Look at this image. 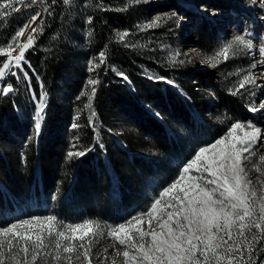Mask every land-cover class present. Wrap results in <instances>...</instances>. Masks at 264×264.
<instances>
[{
  "label": "trees",
  "instance_id": "1",
  "mask_svg": "<svg viewBox=\"0 0 264 264\" xmlns=\"http://www.w3.org/2000/svg\"><path fill=\"white\" fill-rule=\"evenodd\" d=\"M51 1L43 0V33L24 54L29 93L25 98L14 88L13 93L0 95V204H7L4 190L14 197L40 192L54 195L47 208L58 220H104L119 213L138 176L154 170L157 161L146 157L147 147L164 162L183 152L171 122L191 124L192 110L201 114L209 107L194 90L207 83L209 73L198 69L200 61L192 53L188 56L193 67L180 64L169 70L157 51L145 46L148 37L162 33L163 26L141 28L143 10L129 8L124 0H90L88 4L92 18L88 46L99 64L89 72L86 65L77 63L66 39L67 16L74 0L68 5L63 0ZM113 2L124 9L111 8ZM113 21L128 33L123 41L112 30ZM219 27L207 18L194 27L195 38L189 43L202 57L217 52ZM3 59L0 55V63ZM231 61L223 65L229 67ZM89 79L98 83L87 86ZM176 84L181 93L174 89ZM92 87L95 95L86 107ZM225 87L212 86L217 102L211 103L226 119L234 120L246 112V105ZM81 91L88 95L77 99ZM41 94L46 107L37 134L33 117L35 100L39 101ZM120 125L129 131L121 133ZM69 151L85 154L69 158ZM263 244H257L253 253L256 263L263 257ZM92 264L99 263L92 258Z\"/></svg>",
  "mask_w": 264,
  "mask_h": 264
},
{
  "label": "snow or ice",
  "instance_id": "2",
  "mask_svg": "<svg viewBox=\"0 0 264 264\" xmlns=\"http://www.w3.org/2000/svg\"><path fill=\"white\" fill-rule=\"evenodd\" d=\"M36 2L31 0L32 4ZM16 3L28 6L24 0H0V17L8 16L9 9L11 12L20 11ZM63 3L68 5L70 0H63ZM259 7L264 8V0H260ZM40 15L39 12L32 15L29 22L15 32L7 47V62L0 67V79L9 74L12 66L23 70L25 51L35 42L33 34L42 30L39 26H32ZM174 18L175 13L168 17ZM261 19L264 20V16ZM159 20V17H155L147 26L152 27ZM87 22L91 23L92 18L89 17ZM27 29L31 31L27 41L21 44L19 38ZM127 35V32L118 33L121 41ZM13 43L16 44L15 49ZM253 47L251 33L245 31L234 35L208 60L215 61L211 66L216 67L218 57L228 60L230 56L250 52ZM17 49V54L13 55ZM4 51L6 49L0 48V52ZM259 55L261 59L251 68H256L258 64L264 66V46L260 47ZM99 63H104L103 52L99 54ZM88 64L89 72L99 67L93 60ZM11 75L17 73L11 72ZM120 75L123 76V73ZM261 77H264V72H261ZM86 83L87 86H94L98 81L89 79ZM247 85L262 87L248 72L241 77L236 89L230 90L231 94L237 95ZM14 91L11 84L0 87V95L6 96ZM95 91V87L91 88V95L81 91L77 99L88 95L89 105L86 107L90 106ZM250 94L255 95L254 92ZM45 107V96L41 94L34 116L37 134ZM260 107L264 108V101ZM249 111L259 109L251 106ZM73 127L78 125L73 124ZM247 127L251 131L238 137L236 130L241 129L242 124L233 122L225 135L196 150L178 176L159 191L150 207L125 222L108 225L104 229L99 222L91 219L66 223L49 215L18 219L0 227V264H92L93 245L105 232L114 241L109 246L116 257H123V264H256L253 253L256 245L264 240V184L258 194L257 186L253 185L245 171V161L255 155L254 146L261 144L264 147V143H261L264 141V129L251 121ZM84 154L82 151H69L67 155L71 158ZM259 161L264 163V155L259 157ZM253 167L258 172L264 171L258 165L254 164ZM253 229L259 235L249 238L248 234ZM107 252L106 247L104 253ZM100 264H105V260L102 259ZM111 264H117V260L112 258ZM260 264H264V260Z\"/></svg>",
  "mask_w": 264,
  "mask_h": 264
},
{
  "label": "rangeland",
  "instance_id": "3",
  "mask_svg": "<svg viewBox=\"0 0 264 264\" xmlns=\"http://www.w3.org/2000/svg\"><path fill=\"white\" fill-rule=\"evenodd\" d=\"M53 2L52 0L51 3L53 4ZM89 2L90 0L73 1L67 16L68 23L66 30V39L73 48L75 60L79 65H86L87 70L90 60L96 62L95 58L91 56L88 46L90 28L87 21L90 14L87 7ZM124 2L129 8H141V10H143V16L140 21L141 28H152L158 24L163 26L164 30L162 33L156 37H148L145 46L148 45L151 50H156L162 63L166 66L168 65L169 70L177 69L180 64H182V66L184 65V68L191 67V63L188 62L190 59L188 53L194 54L196 59L200 61L198 69L201 71H208L209 76L206 81L207 83L202 84L199 89L194 88V90L196 89L195 91H197L196 96L205 98L209 107L204 109L201 114H197L192 110L193 121L191 124L182 123L181 121L171 122V128L177 133L181 140L180 143L183 147V152L181 154L172 155L164 162L159 158L160 156H158V154L151 151V147H147V150L144 151L146 157L154 158L157 161L154 164V170L149 175L138 176L135 184L129 187L130 189L125 198V204L120 207V211L117 215H107L104 220L91 219L99 222L104 229H106L108 225H116L125 222L132 216L150 207L153 200L158 196L159 191L178 176L180 169L194 156L196 150L209 143H213L216 139L225 135L233 122L239 121L242 124V128L236 130L238 137H242L243 133L246 131H251V129L247 127L249 121L253 122L257 127L264 129V108L260 107L261 102L264 101V77H261V72H264V66L258 64L256 68L250 67L253 63L261 59L259 49L261 46H264V20L261 19V17L264 16L263 8L260 7L258 13H250L249 10L252 7L249 5L248 0H212L211 3H208L209 1L207 0H124ZM24 3L28 6L25 7L16 3V7L19 8L20 11L11 12L9 9L10 14L8 16L0 17V48L6 49V51L0 52V55H4L0 67L3 66L4 62H7V47L15 32L25 23L29 22L30 17L37 12L41 15L32 26H39L42 30L33 35L36 37L38 34L40 36L43 33V28L41 26L43 0H37L35 4H32L31 0H24ZM213 4H215V6ZM111 6L117 11L124 9V6L116 2L111 3L110 7ZM229 8L244 10L242 14L244 16L243 20L241 21V18H238L237 22L234 21V19L227 18V10ZM172 13L176 14V18L168 19ZM155 17L160 18L159 22L152 27H148L147 25ZM206 18L220 26V32L215 40L217 51L227 42L231 41L234 35L244 33L245 31L251 33V39L254 44L253 49L250 52L245 51L235 56H230L228 60L232 61L229 67L223 65L226 61L223 57H218L217 60L219 62L216 64V67H212L211 63L215 61H209L208 57L214 56L216 52L208 57H202L201 52L196 47H193V44L189 43L190 39L195 38L194 27L201 19ZM229 24L232 26H236L237 24V30L230 32L228 28ZM222 25L223 28L221 27ZM110 26L113 31H116L117 36L118 33H124L123 29L119 27L116 22L113 21ZM30 31L31 29L25 31V34L19 38V43L22 44L27 41V35ZM180 31L181 34L179 35ZM12 47H16V44L13 43ZM178 52L180 53L179 56L176 55ZM181 60L185 62L180 63ZM25 62L26 59L24 58L22 62L23 70H19L15 66H12L9 74L3 77V79H0V87L11 84L13 88L19 89L21 93L24 94L23 97L26 98L27 92L29 93V74L23 66ZM11 72H16L17 75H11ZM248 72L253 74L257 83L261 84L262 87L260 89V87L257 88L247 85L245 89H241L237 96L241 97V101L245 102L246 112L234 120L226 119L219 109L211 103L217 102V96L214 94L212 86L217 84L220 87H225L224 85H226L225 89L231 94L230 90H235L241 77L248 74ZM25 73L27 74L26 79ZM191 82L194 81H190V84ZM187 83L186 81L184 84L187 85ZM178 85L179 84L174 85V89L181 93L182 89ZM251 92H254L255 95H251ZM38 102L39 101L35 100L36 109ZM251 106H255L259 111L250 112L249 107ZM208 128L213 130L207 132L209 131L207 130ZM118 130L124 133L128 130V127L120 125ZM261 143H264V141ZM253 151L255 155L251 156L248 161H245V171L248 173V177L251 179L253 185L257 186L259 194L261 185L264 184V171H256L253 165H258L261 169H264V163L259 161V157L264 155V147H262L261 144H257L254 146ZM116 194L115 198L119 204V193L117 192ZM4 197L7 200V204H0V227L13 223L18 219H27L32 216L44 217L53 215V212L47 208V202L52 201L54 198L53 194L45 196L40 192H31L24 197H14L11 193L4 190ZM145 219L147 218L145 217ZM83 221L84 220H75L70 223ZM248 235L249 238H251L252 235L259 234L253 229ZM262 241L264 242V240ZM112 243H114V241L110 240L105 232V234L99 238V242L94 243L92 258L97 259L99 264L102 259L105 260V264H111L112 258L117 260V264H123V257H116L115 252L109 246ZM106 247L108 248V252L105 254L104 249ZM261 252L263 254L261 260H264V247ZM97 253L100 255L98 256ZM245 255L247 256V254ZM105 257H107V259H105ZM260 261L256 264H260Z\"/></svg>",
  "mask_w": 264,
  "mask_h": 264
},
{
  "label": "built area",
  "instance_id": "4",
  "mask_svg": "<svg viewBox=\"0 0 264 264\" xmlns=\"http://www.w3.org/2000/svg\"><path fill=\"white\" fill-rule=\"evenodd\" d=\"M38 38H39V34L35 37V41H37L38 40ZM16 47H14V49H15ZM17 52H18V49H17V51H14L12 54L13 55H16L17 54Z\"/></svg>",
  "mask_w": 264,
  "mask_h": 264
},
{
  "label": "water",
  "instance_id": "5",
  "mask_svg": "<svg viewBox=\"0 0 264 264\" xmlns=\"http://www.w3.org/2000/svg\"><path fill=\"white\" fill-rule=\"evenodd\" d=\"M4 86H6V85H4Z\"/></svg>",
  "mask_w": 264,
  "mask_h": 264
},
{
  "label": "bare ground",
  "instance_id": "6",
  "mask_svg": "<svg viewBox=\"0 0 264 264\" xmlns=\"http://www.w3.org/2000/svg\"><path fill=\"white\" fill-rule=\"evenodd\" d=\"M260 8V7H259Z\"/></svg>",
  "mask_w": 264,
  "mask_h": 264
}]
</instances>
